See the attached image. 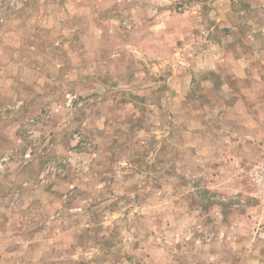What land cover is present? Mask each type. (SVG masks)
Returning <instances> with one entry per match:
<instances>
[{"label": "rangeland", "instance_id": "1", "mask_svg": "<svg viewBox=\"0 0 264 264\" xmlns=\"http://www.w3.org/2000/svg\"><path fill=\"white\" fill-rule=\"evenodd\" d=\"M264 0H0V264H264Z\"/></svg>", "mask_w": 264, "mask_h": 264}, {"label": "built area", "instance_id": "2", "mask_svg": "<svg viewBox=\"0 0 264 264\" xmlns=\"http://www.w3.org/2000/svg\"><path fill=\"white\" fill-rule=\"evenodd\" d=\"M262 169H264V166L262 167Z\"/></svg>", "mask_w": 264, "mask_h": 264}]
</instances>
